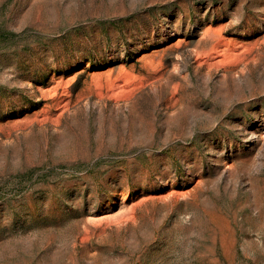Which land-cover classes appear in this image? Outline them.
<instances>
[{
    "label": "rangeland",
    "instance_id": "rangeland-1",
    "mask_svg": "<svg viewBox=\"0 0 264 264\" xmlns=\"http://www.w3.org/2000/svg\"><path fill=\"white\" fill-rule=\"evenodd\" d=\"M263 119L264 0H0V264H264Z\"/></svg>",
    "mask_w": 264,
    "mask_h": 264
},
{
    "label": "bare ground",
    "instance_id": "bare-ground-1",
    "mask_svg": "<svg viewBox=\"0 0 264 264\" xmlns=\"http://www.w3.org/2000/svg\"><path fill=\"white\" fill-rule=\"evenodd\" d=\"M260 133L264 134V119L260 121L258 124H256L255 126H253V128L250 130V135L252 136L254 143L256 142L254 145V149L259 151V155H256V157L259 158L260 161L258 162L256 161L253 152H250L245 156L239 157L240 168L244 169V172L246 173H251L256 168L258 169L259 166H262V167L264 166V161H263L264 158H262L264 157V138H261ZM227 178H229L230 180L236 179L237 172L230 171L227 174ZM258 178L259 177L251 179L250 189L255 195L264 194V181L261 182Z\"/></svg>",
    "mask_w": 264,
    "mask_h": 264
}]
</instances>
